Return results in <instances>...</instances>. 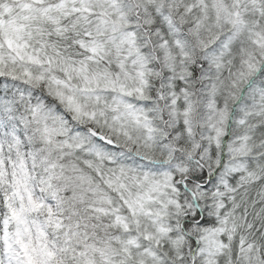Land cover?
<instances>
[{
  "label": "snow or ice",
  "instance_id": "obj_1",
  "mask_svg": "<svg viewBox=\"0 0 264 264\" xmlns=\"http://www.w3.org/2000/svg\"><path fill=\"white\" fill-rule=\"evenodd\" d=\"M0 264H264V0H0Z\"/></svg>",
  "mask_w": 264,
  "mask_h": 264
}]
</instances>
